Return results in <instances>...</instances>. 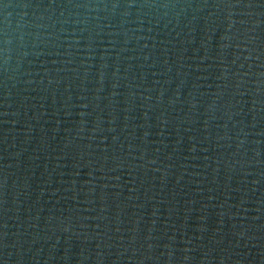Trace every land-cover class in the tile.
<instances>
[{
	"label": "water",
	"instance_id": "obj_1",
	"mask_svg": "<svg viewBox=\"0 0 264 264\" xmlns=\"http://www.w3.org/2000/svg\"><path fill=\"white\" fill-rule=\"evenodd\" d=\"M0 264H264V0H0Z\"/></svg>",
	"mask_w": 264,
	"mask_h": 264
}]
</instances>
